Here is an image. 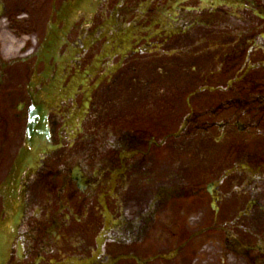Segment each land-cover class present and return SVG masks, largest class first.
I'll return each instance as SVG.
<instances>
[{
    "label": "flooded vegetation",
    "instance_id": "obj_1",
    "mask_svg": "<svg viewBox=\"0 0 264 264\" xmlns=\"http://www.w3.org/2000/svg\"><path fill=\"white\" fill-rule=\"evenodd\" d=\"M139 1L0 0L1 264H264V0Z\"/></svg>",
    "mask_w": 264,
    "mask_h": 264
},
{
    "label": "water",
    "instance_id": "obj_2",
    "mask_svg": "<svg viewBox=\"0 0 264 264\" xmlns=\"http://www.w3.org/2000/svg\"><path fill=\"white\" fill-rule=\"evenodd\" d=\"M51 148L44 107L33 105L29 110L24 146L13 164L11 173L19 169L26 155L33 154L37 157L39 153H44L46 149Z\"/></svg>",
    "mask_w": 264,
    "mask_h": 264
},
{
    "label": "rangeland",
    "instance_id": "obj_3",
    "mask_svg": "<svg viewBox=\"0 0 264 264\" xmlns=\"http://www.w3.org/2000/svg\"><path fill=\"white\" fill-rule=\"evenodd\" d=\"M138 1H139V0H138ZM183 1H188V0H181V3H182ZM200 1L203 2V6H204L205 8H208V3H209L208 0H200ZM150 7H151V6H150L149 4H147V3H145V2H142V1L140 0L139 3L135 5V7H134V12L131 14L133 21H139V20H141V19L145 16L146 12L150 9ZM186 10H187V11H193L194 8H193V7H187ZM170 12H171V10H167L166 15L162 14V16L160 17V21H159V23L162 24L161 26L165 27V29L167 30V32H172V31H170V30L167 28L168 26H171V23L167 22V19H169V18L167 17V15H168ZM116 24H117V18H116V16H115V17H113V18L111 19L110 25H111V26H115ZM206 55H207V52H206V51L203 52V53H199V56H198V57H199V62H200L199 65H200V66H203V58H204V56H206ZM194 57H195V56H194ZM182 60H183L184 62H188L189 64H191V56H187L186 58L184 57ZM206 61H207V60H206ZM206 65H207V64H206Z\"/></svg>",
    "mask_w": 264,
    "mask_h": 264
}]
</instances>
